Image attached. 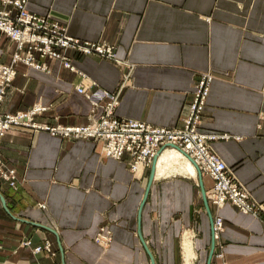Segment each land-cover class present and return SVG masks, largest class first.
I'll list each match as a JSON object with an SVG mask.
<instances>
[{
	"label": "crops",
	"instance_id": "crops-1",
	"mask_svg": "<svg viewBox=\"0 0 264 264\" xmlns=\"http://www.w3.org/2000/svg\"><path fill=\"white\" fill-rule=\"evenodd\" d=\"M28 9L113 47L117 58L69 51L74 72L50 59L45 72L20 64L2 113L38 105L46 110L37 124L87 125L83 87L119 94V117L174 127L209 74L203 131L221 137L213 150L264 207V0H29ZM13 51L0 34V64ZM1 152L18 186L0 179V264H264V212L214 206L209 176L197 173L196 183L155 171L150 184L152 168L146 180L134 178L127 157L107 158L101 143L44 130L11 129ZM216 217L224 220L218 240ZM102 229L106 248L94 242ZM45 240L55 257L33 255Z\"/></svg>",
	"mask_w": 264,
	"mask_h": 264
},
{
	"label": "built area",
	"instance_id": "built-area-1",
	"mask_svg": "<svg viewBox=\"0 0 264 264\" xmlns=\"http://www.w3.org/2000/svg\"><path fill=\"white\" fill-rule=\"evenodd\" d=\"M28 3L29 0H0V34L14 44L10 63L0 64V179L14 189L18 186L16 170L7 168L2 162L1 144L6 134L16 127L44 130L65 139L99 142L107 158L123 160L127 157L131 171L137 175L151 169L165 150L176 149L194 163L197 172L213 180L214 185L207 195L214 206L220 208L231 203L241 212L254 216L264 212L263 205L253 199L247 188L236 179L233 169L213 150L211 142L221 137L203 131V114L213 80L209 74L203 75L198 81L193 102L184 113L180 125L174 127H159L119 117L116 114L119 94L83 87H77L76 90L90 102L93 112L87 125L49 127L37 124L35 116L46 110L38 105L27 112L2 113L5 96L17 76L20 64L45 72L48 66L43 60L50 59L74 72L75 66L69 51L111 60L117 58L113 47L69 35L51 16L31 13ZM223 229V218L216 217L213 225L215 240L219 239ZM103 230L97 235L96 241H100L106 248L110 239L102 233Z\"/></svg>",
	"mask_w": 264,
	"mask_h": 264
},
{
	"label": "bare ground",
	"instance_id": "bare-ground-1",
	"mask_svg": "<svg viewBox=\"0 0 264 264\" xmlns=\"http://www.w3.org/2000/svg\"><path fill=\"white\" fill-rule=\"evenodd\" d=\"M155 162H156L155 163L156 176L158 174H162L161 172H164V171L166 172L170 170V168H172L173 166H175V168L176 167L179 168V172H182V174L186 173L192 176H197V173H198L194 163L189 158H187L181 151H178L176 149L165 150L163 153H161L158 156ZM179 162L180 163L182 162V165L179 164ZM216 240H218V238ZM187 249H188V252L186 251L188 253L187 256H190L191 251H192L190 244L187 246ZM42 253L43 252L38 253V255H41Z\"/></svg>",
	"mask_w": 264,
	"mask_h": 264
},
{
	"label": "rangeland",
	"instance_id": "rangeland-1",
	"mask_svg": "<svg viewBox=\"0 0 264 264\" xmlns=\"http://www.w3.org/2000/svg\"><path fill=\"white\" fill-rule=\"evenodd\" d=\"M179 164H181L182 165V162L180 163L179 162ZM178 166V165H177ZM129 169H130V167H129ZM130 171H131V169H130ZM131 173H133L132 171H131ZM151 172H149V169L147 170V171H145L144 173H142V174H140V175H137V174H134L133 173V176H134V178H138V179H140V180H146L147 178H148V176H149V174H150ZM162 174H160V177H187V178H192L193 177V180L194 181H196V183H197V177L196 176H192V175H189V174H182V172H179V168H175V166H173L172 168H170V170H168V171H164V172H161ZM136 176H139V177H136ZM146 178V179H145ZM41 208H44V205H39ZM104 235H106L107 236V232H106V230H103V232H102ZM186 238V239H185ZM185 240H184V250H185V257H186V255L188 254L187 252H188V249H187V246L189 245V244H191V239H190V237H189V235H185ZM190 239V240H189ZM109 241V240H108ZM187 243H186V242ZM190 241V242H189ZM97 245H99V246H101V247H105V245L104 244H101L100 243V241L98 242V241H96V239H95V241H94ZM188 244V245H187ZM30 245H31V243H30ZM109 246L111 245V243L110 244H108ZM108 246V247H109ZM32 253H33V255H38V253H41V252H46L45 253V255L46 256H48V257H55L56 255H57V252L55 251V250H53V248H52V245H51V243L49 242V241H47V240H45L44 241V243L43 244H36V242H35V244L33 243V245H32ZM50 250V251H49ZM187 251V252H186ZM191 257H194V259H195V256H191ZM187 258H188V256H187Z\"/></svg>",
	"mask_w": 264,
	"mask_h": 264
},
{
	"label": "water",
	"instance_id": "water-1",
	"mask_svg": "<svg viewBox=\"0 0 264 264\" xmlns=\"http://www.w3.org/2000/svg\"><path fill=\"white\" fill-rule=\"evenodd\" d=\"M155 163H156V162H154V164H153V166H152V173H151L150 184L153 182V178H154V176H155V175H154V174H155V171H156V170H155V169H156V168H155ZM198 174H199L200 177H201L202 174H201L200 171H198ZM204 196H205V199H206V193H205V191H204ZM205 201H206V200H205ZM213 237H214V235H213Z\"/></svg>",
	"mask_w": 264,
	"mask_h": 264
}]
</instances>
